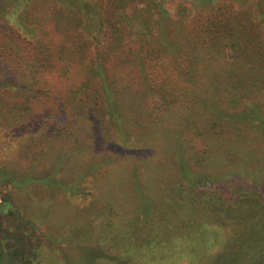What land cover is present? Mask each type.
<instances>
[{
  "label": "rangeland",
  "instance_id": "obj_1",
  "mask_svg": "<svg viewBox=\"0 0 264 264\" xmlns=\"http://www.w3.org/2000/svg\"><path fill=\"white\" fill-rule=\"evenodd\" d=\"M0 245L264 264V0H0Z\"/></svg>",
  "mask_w": 264,
  "mask_h": 264
},
{
  "label": "trees",
  "instance_id": "obj_2",
  "mask_svg": "<svg viewBox=\"0 0 264 264\" xmlns=\"http://www.w3.org/2000/svg\"><path fill=\"white\" fill-rule=\"evenodd\" d=\"M199 1V0H198ZM114 6L110 7V14L114 11ZM166 26L163 24V29H162V35L164 36V31H165ZM223 46H230L231 43H222ZM260 259V257H259ZM261 260V259H260ZM6 263V253L5 250L3 249V246L0 245V264H5Z\"/></svg>",
  "mask_w": 264,
  "mask_h": 264
}]
</instances>
